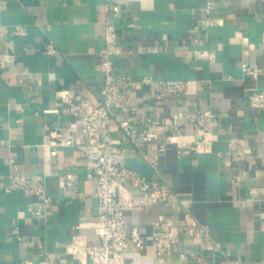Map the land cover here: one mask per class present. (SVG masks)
Wrapping results in <instances>:
<instances>
[{"label": "crops", "instance_id": "crops-1", "mask_svg": "<svg viewBox=\"0 0 264 264\" xmlns=\"http://www.w3.org/2000/svg\"><path fill=\"white\" fill-rule=\"evenodd\" d=\"M0 264H78L68 246L77 234L93 244L100 240L92 229L78 228L98 214L96 180L88 176L92 159L77 147L45 145V126L87 141L58 91L72 89L96 101L105 82L100 69L104 45L105 0H0ZM123 16L116 19L122 53L115 58L119 75L141 80H188V92L168 96L157 106L148 88L128 90L131 116L141 131H151L145 118L164 120L159 138L138 147L126 143L123 166L136 169L154 186H172L169 203L127 211L129 230L138 227L149 239L155 220L164 217L181 229L189 207L207 225L210 236L186 237L171 255L159 256L148 244L131 246L130 264H257L264 262V195L252 197L251 187L264 186V109H252L248 96L264 91V74H244V62L264 68V0H117ZM211 15L222 20L207 26ZM199 26L201 30H197ZM24 27L26 34L16 33ZM203 39V44L197 42ZM53 43L56 53H48ZM215 53L200 59L197 50ZM59 108L60 113L43 109ZM199 109L217 113L218 134L210 153L179 155L175 147L161 156L160 172L144 154L158 151L174 129L171 119L184 123V139L197 136L194 117ZM114 136L122 138L121 131ZM34 182L47 181L53 205L43 215L31 208L37 195L8 191L11 163ZM74 185L67 188L66 182ZM128 186L131 185L128 183ZM194 255L182 258L181 250Z\"/></svg>", "mask_w": 264, "mask_h": 264}, {"label": "built area", "instance_id": "built-area-1", "mask_svg": "<svg viewBox=\"0 0 264 264\" xmlns=\"http://www.w3.org/2000/svg\"><path fill=\"white\" fill-rule=\"evenodd\" d=\"M215 0H207V12L211 14ZM2 2L0 1V4ZM107 17L105 20L104 45L100 50L102 61L100 69L105 75V82L96 101L85 98L72 89L58 91V97L67 103L71 115L77 118L76 125L87 136V141L74 139L62 134L53 125L45 126V145L53 148L52 154L57 155L61 147H77L92 159L88 176L95 179L97 186L94 197L98 201V214L94 219L83 218L78 228L92 229L100 240V244L91 243L85 234H77L68 246V252L78 258V264H130L125 253L131 246L144 249L148 244L156 248L159 256H168L182 246L186 237L201 239L210 236L207 225L200 223L187 207V213L181 229H176L164 217L155 220L153 231L147 239L138 227L129 230L127 211L144 209L158 203H169L175 196V189L166 184L154 186L148 178L136 169L123 166L122 162L128 155L126 143L138 147L142 142H149L159 138L157 127L165 123L164 120L145 118L141 121L152 124L151 131H141L134 124L131 116L132 98L128 90L133 87H147L150 96L157 106L162 105L168 96L182 97L188 92V80L156 79L146 76L141 80L131 75H119L115 68V58L122 53L118 40V26L116 19L123 16V10L117 0H105ZM222 22L209 15L206 25L215 26ZM197 30H201L196 26ZM9 32L6 25H0V37ZM17 34L24 35L26 30L19 27ZM202 45L203 39L197 38ZM48 53H56L53 43L47 46ZM195 56L200 59L213 58L214 52L197 50ZM244 74L258 79L264 74V68L244 62ZM249 106L252 109H264V91H254L248 96ZM45 113H60L59 108L43 109ZM217 113L213 109H199L194 117L197 125V136L193 139H184L181 133L184 123L178 119H171L168 124L175 133L168 135L155 153L144 154L145 159L154 172H160L161 156L170 148L175 147L179 155L186 153H210L213 151L218 134L214 130ZM121 131L122 138L114 136ZM11 173L8 191L21 190L29 195H37L41 202L31 208L33 216L45 214L53 205V197L48 192L47 181L34 182L32 177L18 170L16 161L10 160ZM128 183L131 187L128 186ZM70 179L66 187H72ZM252 197L264 195L263 187H251ZM194 255L190 250H181L182 258ZM27 264L32 262L27 261ZM257 264H264L258 262Z\"/></svg>", "mask_w": 264, "mask_h": 264}]
</instances>
